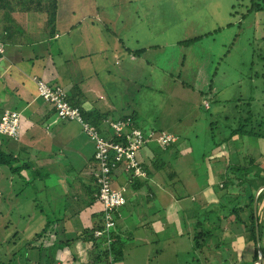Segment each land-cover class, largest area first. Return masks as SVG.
<instances>
[{"label":"crops","instance_id":"1","mask_svg":"<svg viewBox=\"0 0 264 264\" xmlns=\"http://www.w3.org/2000/svg\"><path fill=\"white\" fill-rule=\"evenodd\" d=\"M51 1L0 0V42L4 47L3 54H0V116L4 110L18 112L21 126L17 140L0 135V151L9 156V165L0 166V220L4 217L5 231L10 237L7 243L15 251L31 241L46 223L53 227L58 225L57 232L65 238L102 224L101 206L96 201V186L91 176V169L95 167L93 143L78 123L55 119L52 107L37 97L32 76L48 85L60 86L72 107L101 118L98 132L105 139L112 138L107 121L125 116L135 120L139 128L142 125L140 119L150 118L149 123L143 120L147 123L142 127L147 130L171 134L172 129L180 128L182 134L176 133L178 137L188 135L186 129L195 121L193 118L186 123L185 117L172 114L175 110L182 111V106L176 101L171 103L176 104V109L175 106H167L170 111L164 113L163 118L142 116L137 104L116 101L115 95L106 90L105 81L99 80V76L100 70L108 76L118 72L109 65L108 58L114 60V65L120 64L115 54L121 41L115 39L114 42L109 37L107 40L96 35L93 42L87 33L86 21L89 19L102 24L103 32H108V24L103 21L109 20L108 17L97 19L90 14L91 8L103 13V3L99 0H85L87 3L82 0H54V20L50 28L46 8L50 10ZM18 5L20 7L17 8ZM78 25H81V31L75 29ZM78 32L83 36L74 35ZM98 33L94 31L92 34ZM112 36L116 37L114 33ZM121 49L125 51L122 46ZM125 52L128 57L133 56L129 55L130 51ZM134 67L142 71L141 65ZM176 94L173 92L172 96ZM194 102L197 114L200 113L197 109H210L205 98L199 104ZM185 141L186 145L175 143L165 149L149 145L139 150L136 160L146 170V177L131 178L122 164L113 169L111 187L123 189L126 201L119 210L116 226V234L121 240V258L114 264L122 263L127 252H134L136 257L147 253L143 259L145 262L150 257L154 259L168 254L173 247L175 226L182 222L187 231V241L191 240L192 227L197 215L204 211L206 201L204 195L203 199L200 198V193H194L190 198L187 194L192 185H204V182L199 181L191 166L188 167L190 164L184 165V157L177 155V150L181 153L190 147L186 138ZM256 141L263 150L260 142ZM155 160L163 162L162 169L154 168ZM185 177L191 179L189 183ZM201 190L205 192V189ZM188 199H191L189 206L181 210L182 202ZM176 209L177 214H181L177 220ZM183 215L194 220L192 225L188 226L185 219L184 223ZM52 226L48 228L50 234L54 232ZM58 238L59 241L65 240L62 235ZM41 239L43 247L51 245L49 238ZM77 243L91 247L88 264H104L98 257V249L91 243ZM73 244L62 246L58 243V247L64 249L56 252L53 264L83 262H79L70 251ZM149 245L155 248L151 252L146 251ZM101 246L100 251L106 247ZM42 255L41 259L34 256L35 261L28 256L27 264L50 263L46 254L42 252ZM19 264L23 262L20 260Z\"/></svg>","mask_w":264,"mask_h":264},{"label":"rangeland","instance_id":"2","mask_svg":"<svg viewBox=\"0 0 264 264\" xmlns=\"http://www.w3.org/2000/svg\"><path fill=\"white\" fill-rule=\"evenodd\" d=\"M99 2L103 3L101 11L104 14L93 8L90 14L97 19L108 17L109 20L103 21L108 24L109 30L103 32L102 24L89 19L86 21L88 37L93 42L96 41V35L107 40L109 37L114 42L115 39L121 41L118 53L115 54L120 64L114 65V60L108 58L109 65L118 69V72L108 76L100 70L99 80L105 81L104 87L115 95L116 101L137 104L142 116L163 118L164 113L170 111L167 106H175L176 109V104L171 105L176 101L182 106V111L180 113L175 110L173 115L185 117L186 123L194 118V123L186 129L189 133L185 137H178L177 134H182L180 128L172 129L170 133L178 137V146L186 145L185 138L189 142L188 150L181 153L177 150V155L184 157V165L190 164L188 167L191 166L192 171L198 175V180L204 182V185L196 183L187 187L189 198L194 193H200V198L205 196L204 211L201 210L197 215L199 222L206 219V226H209L214 225L217 220L219 224L216 236L209 240L207 247L200 250L192 249L182 222L175 226L173 247L168 250V254H161L154 259L150 257L145 262L143 259L147 253L136 257L134 252H127L124 253L123 262L119 264H224V260L228 264H240L245 260L249 261L247 264H260L257 260L250 261L252 248L256 243L249 233L242 225L232 222L231 216L224 219L221 217L222 206L227 208V202L241 193L240 186L227 188L223 185L227 177H234L228 172L229 166L245 165V159H253L254 163L262 166L264 149L260 151L255 137L234 135L230 142L221 143L229 135V131H237L242 121L247 124V128L264 127V11L245 14L249 0ZM256 3L260 5L261 1L256 0ZM75 29L81 31V25ZM94 31L100 33L92 34ZM113 33L116 37L112 36ZM74 35L83 36L79 32ZM193 37H201V40L189 46L179 43ZM121 46L125 51H130V56L136 57H128ZM138 50H143V53L137 52ZM95 64L97 68V63ZM134 65H141L142 71H138ZM33 78L34 76L32 80ZM173 92L177 94L172 96ZM203 98L210 104V109H197L200 112L197 114L194 101L199 104ZM143 120L150 122V118ZM143 120L140 119V126L147 130L145 126L142 127L147 123ZM192 128L194 129L191 131ZM149 145L152 143L147 144ZM251 169L248 166L242 173L248 175ZM143 176L144 171L140 166L137 177ZM185 178L189 183L191 179ZM201 189H205V192ZM260 190L257 187L254 193L258 194ZM191 199L182 202L181 210L189 206L188 201ZM238 202L243 203V199L238 198ZM177 210L176 220L181 215L177 214ZM258 211L263 213L264 202ZM248 213L241 214L242 221L248 218ZM189 218L183 215V221H188V226L194 222ZM4 223L3 217L0 220V259L7 260L15 248L7 243L10 237L9 232L2 229ZM161 237L162 235L159 236ZM159 241L162 242L163 239ZM153 246L146 247V251H153ZM98 247V250L103 248L100 245ZM90 248L89 245L83 246L76 242L70 251L79 262L83 261L80 264H88ZM30 257L32 261L36 260L34 256ZM263 257L264 255L262 259ZM17 262L19 264V258L16 259Z\"/></svg>","mask_w":264,"mask_h":264},{"label":"trees","instance_id":"3","mask_svg":"<svg viewBox=\"0 0 264 264\" xmlns=\"http://www.w3.org/2000/svg\"><path fill=\"white\" fill-rule=\"evenodd\" d=\"M260 1H261V4L259 5V3H256V0H249V6L247 7V11L245 14H251L253 12L264 11V0H260ZM50 7H51L50 10L47 7L46 11L49 15L47 19V24L51 28V26L53 25L54 12H55V10H52L55 8L54 0L50 2ZM199 40H201V37H193L188 40H183L179 43L184 46H189L195 42H198ZM137 52L142 53L143 50L141 51L138 50ZM34 78L39 80V78L35 76ZM80 114L82 116V120L84 123L92 126L94 129L98 131V126L101 124V121H102L101 118H98L92 113L80 112ZM124 118H121V119H124ZM257 127L247 128V124L242 121L237 131L235 130L231 132L229 131L228 133L229 135L225 139H223L221 144H223L224 142L226 143L227 141H230L231 137H233L234 135H239V136L257 138V140L260 142V144L264 148V127L263 128H259V126ZM148 130L156 131L154 129H148ZM148 130H145V131H148ZM156 132H160V130ZM115 141L117 142V140ZM152 145H155L159 147L160 149L167 148V147H164V148L160 147L155 142L152 143ZM145 146H147V144H145ZM259 154L261 153L259 152ZM156 159H158V157ZM8 160H9V156H6L2 151H0V166L9 165ZM244 162H245V165L244 164L243 165L242 164L232 165V166H229L228 168V172H231L234 175V177L232 178L227 177L223 185L227 188L228 187L230 188L232 186H236V187L240 186L241 193L237 194L231 202H227V208H224L222 206L223 214H222L221 219L229 218V216H231L232 222L242 225L243 229L249 233L252 241L254 242H255V230H257L258 246L255 245L252 248V252L250 256V261H255L258 257V248L261 249L264 255V211L262 214H260L258 211L260 209L261 203L264 202V186L263 188H261V190L258 192V194L255 197V213L253 211L254 191L255 189H257V187L264 185V162L262 166L254 163L255 161L253 159H245ZM138 164L139 166H141L139 162ZM153 164L156 170H159L160 167L161 169L163 168V162H161L160 160H155ZM118 165L119 163L116 164V166ZM248 166H251L252 169L248 172V175H245L242 172L246 170ZM141 168L143 169L142 166ZM164 169H167V168L164 167ZM143 171H144L143 177H146L147 176L146 170L143 169ZM239 176L241 177L239 178ZM131 178H139V177L131 176ZM238 198H242L243 203L238 202ZM247 212H249L248 218L245 221H242L240 217L241 214H245ZM118 215L115 214L116 220L118 219ZM255 223H256V227H255ZM206 224H207L206 219H203L200 222L198 219L197 221H195V224L193 225L192 237L190 240L193 250H200L204 246L207 247L209 240L216 236L215 231L219 228V224L217 220H216V223H214V225L209 224V226H206ZM50 226H52L51 223H46L43 229L39 233L35 234L34 238L31 239V241H29L23 247L17 248L16 251L14 250V252L11 253V256L9 259L7 260L0 259V264H17L16 259L18 257L20 258L21 262H23V264H27L26 259L28 256L30 255L37 256V257H40L41 259V257L43 256L42 252L43 254L45 253L46 257L49 258L50 263L48 264H53V262L55 261L56 252L64 249L63 247H58V243L61 244L62 246H68L69 244H73L75 242L91 243L92 247L96 249H99L98 247L99 245L101 246L102 244H104L106 247L102 251L98 250L97 252L99 259L102 260L104 264L107 262L109 256L112 257L113 263L117 262L121 258V240L116 234V227H115V233L111 235L114 238L113 241H110L109 244L106 245L105 238H96L94 236V232L96 230L102 229L101 223L100 225L98 224V226H95L93 229H87L81 233H75L72 235L71 238H68V237L65 238V235H63L62 233L59 234L57 232L59 230L58 225H54L55 227L52 226L54 232L52 231V233L50 234V231H48V228ZM116 226H117V222H116ZM198 228H199V231L196 232ZM2 229H4L5 231L4 226ZM59 235H62L65 238V240L59 241V238H58ZM45 237L49 238V240L51 241V245L43 247V241L41 238H45ZM96 240H100V241H96ZM30 252L32 253L30 254ZM248 262L249 261L245 260L241 262L240 264H247ZM224 264H228V263L224 260ZM260 264H264V257L260 261Z\"/></svg>","mask_w":264,"mask_h":264},{"label":"built area","instance_id":"4","mask_svg":"<svg viewBox=\"0 0 264 264\" xmlns=\"http://www.w3.org/2000/svg\"><path fill=\"white\" fill-rule=\"evenodd\" d=\"M3 44L0 42V54H3ZM37 97L54 110L57 121L76 122L82 132L94 145L93 158L95 167L91 169V176L96 186V201L101 206L102 229L96 230V238H105L106 245L113 241L116 217L125 205L123 189L114 190L111 187V174L116 164H122L125 172L137 177L140 166L136 160L137 151L145 144L156 143L160 147H167L176 143V137L166 132L145 131L139 128L135 120L130 117L108 120L107 127L112 133L111 139H105L92 126L82 120L80 111L72 107L65 91L57 85H48L43 80L33 78ZM205 103V107H206ZM20 115L18 112L5 110L0 116V135L17 140L20 132ZM117 140V142L115 141ZM137 172V174H136ZM106 264H114L109 256Z\"/></svg>","mask_w":264,"mask_h":264},{"label":"water","instance_id":"5","mask_svg":"<svg viewBox=\"0 0 264 264\" xmlns=\"http://www.w3.org/2000/svg\"><path fill=\"white\" fill-rule=\"evenodd\" d=\"M264 185H261L260 186V189L263 188ZM257 193H254V199H253V211L255 213V197H256ZM255 227H256V223H255ZM255 243H256V246H258V236H257V230H255ZM258 257H257V261L260 262L261 259H262V255H263V252L261 251L260 248H258Z\"/></svg>","mask_w":264,"mask_h":264}]
</instances>
